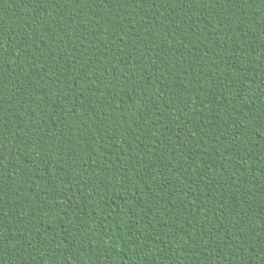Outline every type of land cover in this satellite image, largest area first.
I'll return each instance as SVG.
<instances>
[{
    "label": "trees",
    "instance_id": "trees-1",
    "mask_svg": "<svg viewBox=\"0 0 264 264\" xmlns=\"http://www.w3.org/2000/svg\"><path fill=\"white\" fill-rule=\"evenodd\" d=\"M0 37V264H260L264 0H0Z\"/></svg>",
    "mask_w": 264,
    "mask_h": 264
},
{
    "label": "snow or ice",
    "instance_id": "snow-or-ice-1",
    "mask_svg": "<svg viewBox=\"0 0 264 264\" xmlns=\"http://www.w3.org/2000/svg\"><path fill=\"white\" fill-rule=\"evenodd\" d=\"M60 2L61 0H37V3L39 5H43L45 3H51L53 5V7H59L60 5ZM86 2V0H73V3H76V4H79V3H84ZM227 3L229 4H243V3H247L248 0H226ZM226 15H231V13H226ZM79 18V17H77ZM68 29H66L65 31H67ZM0 39H2V37H0ZM3 49L0 48V52H2ZM13 51H15V49H13ZM130 82V81H129ZM7 85L4 84V82L0 81V89H3L4 87H6ZM261 101L264 102V96L261 97ZM255 108V102L252 103V106L251 108H249V112H251L253 109ZM243 115V113L241 112H236L232 115V119L235 120L236 116H241ZM24 116L28 118V120H31L34 116H35V112L33 111H29L28 108H25V112H24ZM245 119H252L251 116H245L244 117ZM43 124V119H37L34 127H41V125ZM14 127V126H12ZM259 127L261 129H264V121L260 122L259 124ZM41 131H43V129L41 128ZM6 132L2 129H0V142H3L5 140V137H6ZM18 135V133H17ZM258 135L260 136V139L264 140V135H261L260 133H258ZM21 141H18V143H20ZM234 150H235V145L233 146ZM4 159L3 157V150L0 149V160ZM227 163V161L225 162ZM262 163H264V161H262ZM0 167H2V164H0ZM244 171H247V169H243ZM209 171H212L211 169H209ZM48 175H51V173L49 172ZM237 175H239V172H237ZM249 179H252L251 177H249ZM28 183L30 184L31 183V179H29ZM165 186H168V182L167 180L165 181ZM231 187L233 188H236L238 187V182L235 180V177L232 178V181H231V184H230ZM85 187H87V184H85ZM19 191V190H17ZM262 192H264V189H261ZM251 193H245V198H247V196H250ZM0 203H2V201H0ZM250 203V201H249ZM196 205L193 204V208H195ZM99 227H102V225H100ZM237 227L238 228H244V227H247L246 224H239V222H237ZM212 240H215V235L211 236L210 237ZM230 238V237H229ZM221 239H224L223 236H221ZM241 241V238L240 237H237V242L239 243ZM244 243H247V241H244ZM135 246H139L138 245V242H134ZM3 249L0 248V251H2ZM260 264H264V256H261L260 257Z\"/></svg>",
    "mask_w": 264,
    "mask_h": 264
}]
</instances>
